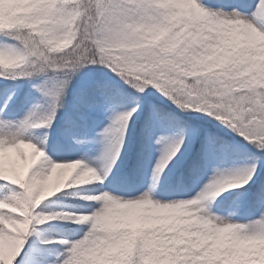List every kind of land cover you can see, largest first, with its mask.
I'll list each match as a JSON object with an SVG mask.
<instances>
[{"label": "snow or ice", "instance_id": "snow-or-ice-1", "mask_svg": "<svg viewBox=\"0 0 264 264\" xmlns=\"http://www.w3.org/2000/svg\"><path fill=\"white\" fill-rule=\"evenodd\" d=\"M5 9L6 22L0 26V36L6 37L0 41V106L10 107L14 98L11 92L4 94L5 80L48 70L54 75L34 85L49 99L42 119L32 122L31 114L19 123L0 119V181L4 182L0 187L19 189L0 196V264H26L18 255L26 247L31 252L22 255L30 256V264H264L262 253L252 254L244 247L264 242V206L243 223L230 219L233 211L224 217L215 209L224 200L225 189L242 190L239 196L255 188L254 200L264 205V184H258L264 169V0H190L183 7L170 0H28L11 9L6 4ZM88 65L106 66L138 93L155 87L180 108L212 116L255 151L241 168L217 167L194 198L162 202L153 189L170 163L191 153L190 171L195 173L227 152L228 146L210 131L197 143L200 130L190 127L187 136L157 137L163 149L153 168V184L145 190L109 191L101 184L62 192L71 184H86L73 183L85 169L98 177L92 181H103L125 149L136 119L145 115L143 132L149 136L159 115L154 104L145 111L143 97L129 96L113 81L90 75L81 84L77 106L124 107L100 133L103 175L81 159L45 158L42 147L25 138L23 129L29 123L50 126L72 78ZM66 131H72L71 120ZM28 145L42 150L43 156L33 158ZM54 166L72 169L62 186L55 191L47 186L33 190ZM76 195L94 203L74 202L75 227L45 225L57 214L42 211V202L53 198L44 204L48 207ZM210 198L218 199L202 208L201 202ZM145 204L158 210L182 209L189 218L158 223L118 215ZM52 228L82 235L61 239L59 253L35 241L26 245L30 235L50 234Z\"/></svg>", "mask_w": 264, "mask_h": 264}, {"label": "rangeland", "instance_id": "rangeland-1", "mask_svg": "<svg viewBox=\"0 0 264 264\" xmlns=\"http://www.w3.org/2000/svg\"><path fill=\"white\" fill-rule=\"evenodd\" d=\"M27 2H28V0H0V26H3L6 22V9H5L6 4L9 6V9H11V6L14 4L27 3ZM170 2H174L179 7H183L187 4H189L190 0H170ZM8 43H14V41L8 42ZM82 71L83 70H80L79 72H77V74L74 75V77L72 78L71 83L67 87L65 94L63 96L62 107L57 109L55 118L51 122L50 126H45V125L33 126V123H29L23 129L24 137L27 139H31L34 143H37L38 146H41L42 150L45 152V158L50 159L53 162H58L60 159H69V158L63 157V156L62 157L50 156L49 155L50 153L47 152L45 149L46 148L45 145L40 144V141L42 140V138L40 137V132H42L43 130L46 131L48 133L47 138H50V136H56L58 134L57 131L59 129L60 123L65 120L64 118L67 117L71 111H73L74 102L78 98V92L80 89L79 86L86 79H88L90 76L88 73L86 74V73H83ZM53 75H54L53 71L48 70L45 73H36V74L28 77L29 79H25L26 77H20L21 79L28 80L26 85L29 84V82L33 83V85H31L32 91L29 89V85L28 86L25 85L26 89L24 87H22V88H24V91L27 95L29 93H34L35 97L34 98L30 97L28 99L29 101H27L28 103L25 102V103H27L26 108L23 110V112L21 114L17 115V117H10L7 115L5 116L4 113L2 112L5 108L0 106V119L19 123L26 116H29V114H31V121L32 122H37L40 119H42L48 111L49 99H48V97H45L41 92H39L37 90V88L34 87V85L42 82L45 79L52 77ZM101 75H103L104 77H108V78L112 77L107 72H102ZM7 80H14V79H7ZM9 88H11V86ZM152 88H155V87H152ZM20 91H21V86L19 84H17L16 87L11 88L7 94H9L11 92L14 95V98H16L17 94L20 93ZM14 98H13V100H14ZM123 110H124V107H119V109L113 110L112 113H110L108 115V117H109L108 119H103L101 122H98L97 124H95L92 128L93 129L92 132L90 133V135L87 139L88 142L84 146V151H85L84 155L81 158H73L72 157L71 159H81L88 166L95 167L98 170V175H103V167L102 166H103L104 162L100 159V157H101V153L104 149V140H103L102 136L100 135V133H101L102 129L110 123L112 117L116 113L121 112ZM212 121L219 128L221 127L224 130L228 131L229 133L232 132V133L237 134L239 137H242L237 132L232 130V128H230L227 124H225V123H223V122H221L215 118H213ZM178 134H184L185 136H187V131L186 132H178V133L170 132L168 129H166L164 126H162V124H161V122H159L158 118H156L155 123L153 124L151 135L146 136L144 134V137H146V139H148L150 151H149V155L147 157L148 160H147V163L145 165V171L143 173V181L140 183L137 191L145 190L146 188H148L149 186H151L153 184V177H152L153 168H154V165H155L157 159L161 155L162 149H163V145L158 144L156 142L157 137H159L160 135L173 137V136H176ZM68 136L69 135L64 133V134H62L61 137L66 138V140H68V141H71V142L73 141V142L78 143L77 142L78 140H75L73 137H70V136L68 137ZM131 136H132V131L127 136V144L125 146V149L122 151V153H121L120 157L118 158V160L116 161L115 165H113L112 170L108 173L107 177H105L103 181H90V182H87L86 184H83V185L71 184V185H69L68 190L73 189L74 187H76L75 189L100 187L102 184L104 189L109 190V191H115L113 188L114 187L116 188V186H119V183L117 181V178L114 177V175L116 173L121 172L122 168H124L123 165H124L125 160H126L125 158H126L127 154L129 153V151L131 150L130 145L133 142V138H131ZM243 140H244L243 141L244 143H247L249 146L253 147L251 144H249V142L247 140H245L244 138H243ZM184 159H182L179 162L174 163V164L170 163L169 166L161 174L159 180L156 181L155 185H159V183L164 182L165 180H169L170 176H174L176 170L179 167V164ZM247 162L248 161H243V162L233 161L232 162V161H229L227 159L225 161H221V160L212 161L204 169L205 171L201 172V174H198V176H195L191 180L189 187H187L186 188L187 190H185V191H187V194L185 196L164 198L162 196L158 197L155 194L154 195L157 199L162 200V202H171L172 200H183V199L194 198L195 194L200 190L201 186H203L209 182L210 178L214 175L215 169L217 167H219L221 169H225V170H233V169H237V168H241V167L245 166ZM40 163L42 165L44 164V158H42ZM44 166H46V165H44ZM10 186H11V191H13V190L19 191L18 186H15V185H10ZM235 190H237V189H225V191L223 193H221V195L224 196L226 194L234 192ZM6 194H8V193H0V196H4ZM54 195H57V194H54ZM242 196L243 195L235 196L230 207L235 206V204L243 198ZM75 197L80 202L82 201L83 203H85V202L94 203L93 201H90V200H84L83 197L79 196V195H76ZM215 199H218V198H210V199H206V200L202 201L201 207L207 209L209 203H211V201H213ZM56 206L57 205H53L49 208V207H44L41 205V210L44 211L45 213L57 214V215H54V217L51 221H46L45 225L73 224L75 227L76 222L74 221L73 217L77 213L74 211V209L68 210L65 208L64 209L58 208ZM262 206H264V205H262ZM257 213L252 215L251 217L240 218V217H233L232 216V217H230V219H232L234 222L243 223V222H246L249 218H255ZM216 214L220 215V216L228 217V213H221L218 210H216ZM118 215L120 218L128 219L131 221L158 222V223H172V222L180 221L182 219L186 221L189 218L188 213L182 209H159L158 210V209L152 208L150 205H147V204L138 206L137 208H134V209L121 210L118 213ZM40 227L43 228V225H41ZM71 230L73 231V229H71ZM80 235H82V233H77L75 231L73 234L72 233H65L64 234V233H59V232L51 229L50 234L41 233L39 236L30 235L26 240V245L31 244L33 241H35L36 244H39L42 247H46L45 246L46 244H43V240L48 239V240L52 241V243H50V245H52L53 247L57 246L58 248H60L56 252V253H59L60 251H63V245L60 244L61 239L74 240V239L79 238ZM225 239H227V238L225 237ZM244 247L249 252H251L252 254H256L257 252L262 253V259H264V242H259V243L249 242V243L245 244ZM25 252L30 253L31 249L27 248V247L22 248L21 254H18V255L22 256V259H24L26 261V264H30V256H23L22 255Z\"/></svg>", "mask_w": 264, "mask_h": 264}, {"label": "trees", "instance_id": "trees-1", "mask_svg": "<svg viewBox=\"0 0 264 264\" xmlns=\"http://www.w3.org/2000/svg\"><path fill=\"white\" fill-rule=\"evenodd\" d=\"M6 40V37L0 36V41ZM13 42V41H8ZM83 73H88L91 76L99 77L102 79H109L113 81L121 90H123L129 96L143 97L145 100V111H147L148 104H154L158 110V118L165 126L173 133L186 132L188 128L194 127L200 130V137L197 138V143L203 137L205 131H210L220 137L222 141L228 146L226 154L220 159L225 161H248L249 154L255 151L254 147L249 146L247 143H244L243 138L239 137L235 133H229L223 128H219L215 123H213V117L200 112L198 110L191 109H182L171 99L163 95L156 88L151 86L146 90V93H138L135 89L131 88L117 73L112 72L104 65H88L82 69ZM102 72L109 73L112 77H104L101 75ZM25 79H29L26 77ZM28 80L21 78H16L14 80H5L3 82V91L6 95L9 91V87H13L17 84L21 86V91L16 97L15 101L11 103L10 107H7L5 114L16 117L20 114L27 106V101L30 97H35L34 93H25L24 88L29 85V89L32 91L31 85L32 82L26 85ZM26 85V86H25ZM24 87V88H22ZM81 88V85L79 86ZM80 91V89H79ZM79 95V92H78ZM27 102V103H25ZM123 107L122 105H97L88 107L86 105L77 106V100L74 102L73 111L65 117L59 125L58 134L56 136H50L47 138L48 133L46 131L40 132V137L45 141V149L50 155L55 157H81L84 154V146L88 142L89 134L92 132V126L102 119V117L108 116L113 109ZM72 122V131L69 133L66 131L68 127V121ZM144 121L145 115L142 113L138 119H136L135 124L132 125V136L133 142L130 145L131 150L129 151L124 168L121 172L114 175L117 178L119 186H116L115 191H123L135 193L134 190L138 188L142 182L143 172L145 164L147 163V155L149 153L148 142L144 137ZM51 132V131H50ZM67 134L70 137H73L75 140L80 142H71L64 139L62 134ZM50 134V133H49ZM51 147V151L49 150ZM59 147L60 150H56ZM190 161L191 153L186 156L183 162L179 165L178 170L175 172L174 176H170L168 181L159 183V185L154 187V194L158 196L170 197V195H185L186 186L190 183L191 179L204 171L205 168L193 173L190 171ZM4 182L0 181V185H3ZM258 184H264V169L261 170V179ZM74 187L73 189H75ZM170 190H175L170 194ZM11 191V186L8 185L7 189L0 187V193H9ZM62 192L68 191V189L61 190ZM238 191L235 190L232 192V195H224V200L220 203L215 204V209L222 213H229L233 211V217L246 218L254 215L262 206L259 202L255 201L252 192L255 191V188L247 190V195H243L242 199L235 204V206L230 207L232 201L234 200ZM59 195V194H57ZM53 198H48L44 204H48L49 201ZM74 202H80L75 196L66 197L63 199L55 200L53 203L49 204V208L53 205H57L58 208H65L68 210L74 209ZM214 202L211 201V203ZM87 203V202H85ZM237 213H236V212ZM53 230L59 233H74L71 229H57L52 228ZM46 248H51L54 252H57L60 248L57 246L53 247L50 244L45 245Z\"/></svg>", "mask_w": 264, "mask_h": 264}, {"label": "clouds", "instance_id": "clouds-1", "mask_svg": "<svg viewBox=\"0 0 264 264\" xmlns=\"http://www.w3.org/2000/svg\"><path fill=\"white\" fill-rule=\"evenodd\" d=\"M28 147L32 148L33 158H39L43 156L44 153L42 152V150L37 149L32 145H28ZM71 171L72 169L70 168L54 166V171H52L44 181L39 182L37 185H33V190L39 191L40 188L47 186L50 191H55L62 186L63 180L70 175ZM95 179H98L95 173L90 169H85L76 175L73 183L82 184Z\"/></svg>", "mask_w": 264, "mask_h": 264}]
</instances>
